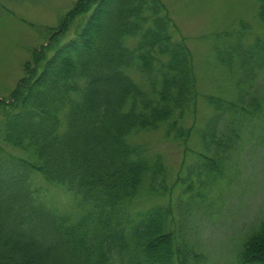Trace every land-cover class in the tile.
Listing matches in <instances>:
<instances>
[{"label":"trees","instance_id":"obj_1","mask_svg":"<svg viewBox=\"0 0 264 264\" xmlns=\"http://www.w3.org/2000/svg\"><path fill=\"white\" fill-rule=\"evenodd\" d=\"M84 4L74 35L36 54L35 70L0 101V264H189L194 252L171 202L131 210L143 190L170 194L163 157L151 159L133 135L165 125L169 136L187 142L192 126L183 123L197 115L192 53L173 37L162 0H84L79 9ZM252 48L238 37L216 52L231 72L236 64L240 86L264 65V38ZM238 91L235 101L207 98L212 113L200 132L203 149L177 179L183 191L192 188V173L200 186L221 177V151L243 126L234 115L253 113L242 108ZM33 173L70 192L79 215L37 198ZM241 256L264 264V222Z\"/></svg>","mask_w":264,"mask_h":264},{"label":"rangeland","instance_id":"obj_2","mask_svg":"<svg viewBox=\"0 0 264 264\" xmlns=\"http://www.w3.org/2000/svg\"><path fill=\"white\" fill-rule=\"evenodd\" d=\"M162 1L173 22V37L183 39L192 53L198 90L197 115L195 122L192 115H187L183 123L186 128L192 126L186 145L169 136L165 125L133 135V140L147 149L151 159L157 154L163 157L171 191L169 195L152 197L143 190L133 202L131 213L171 202L178 223L186 228L187 234H182L190 241L187 249L194 252L189 264H262L245 262L241 252L245 241L264 222V65L254 81L240 86L243 80L238 78L241 76L236 64L231 72L216 55L238 37L251 43V49L257 37L264 38L260 0ZM79 2L80 6L84 0H0V101L8 102L29 75L28 70H35L36 54L56 40L64 41L74 35L85 6L79 9ZM136 41L137 37L126 43L134 47ZM129 73L144 84L141 74ZM239 87L244 94L242 108L249 106L253 113L246 109L244 114L251 115H234L244 119L243 126L230 148L221 151L225 158L221 177L213 185L200 186L201 177L192 173L189 175L194 179L192 188L183 191L186 185L177 179L187 176V167L197 163V154L203 149L200 132L212 113L207 98L216 96L227 102L235 101ZM256 102L260 108L254 112ZM5 147L10 150L9 146ZM203 177L206 178L205 174ZM32 179L38 188L37 198L48 207L71 212L74 217L79 215L81 209L70 192L46 183L35 173Z\"/></svg>","mask_w":264,"mask_h":264}]
</instances>
